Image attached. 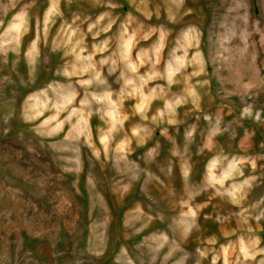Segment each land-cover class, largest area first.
<instances>
[{
    "label": "rangeland",
    "instance_id": "obj_1",
    "mask_svg": "<svg viewBox=\"0 0 264 264\" xmlns=\"http://www.w3.org/2000/svg\"><path fill=\"white\" fill-rule=\"evenodd\" d=\"M0 264H264V0H0Z\"/></svg>",
    "mask_w": 264,
    "mask_h": 264
}]
</instances>
